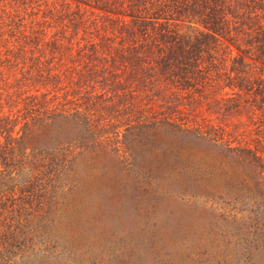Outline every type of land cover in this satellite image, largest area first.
Wrapping results in <instances>:
<instances>
[{
    "label": "trees",
    "instance_id": "obj_1",
    "mask_svg": "<svg viewBox=\"0 0 264 264\" xmlns=\"http://www.w3.org/2000/svg\"><path fill=\"white\" fill-rule=\"evenodd\" d=\"M27 3V28L18 14L7 24L17 57L0 75L1 220L18 215L22 185L47 202L36 186L66 185L79 165L104 185H214L220 174L235 192L225 217L247 206L248 241L264 245V0ZM154 91L243 118L248 138L231 145L208 122L154 110ZM22 245L1 234L0 264Z\"/></svg>",
    "mask_w": 264,
    "mask_h": 264
},
{
    "label": "rangeland",
    "instance_id": "obj_2",
    "mask_svg": "<svg viewBox=\"0 0 264 264\" xmlns=\"http://www.w3.org/2000/svg\"><path fill=\"white\" fill-rule=\"evenodd\" d=\"M27 1L0 0V75L17 57V42L7 24L17 23L18 14V28H27L32 17ZM2 79L13 84L11 76ZM155 91L152 104L149 100L154 110L188 124L208 122L235 136L231 145L248 138L243 118ZM77 167L65 174L66 185L36 186L37 195L48 191L47 202L32 196L30 185H22V197L13 207V202H4L18 215L7 222L6 212L1 213L0 238L12 232L23 240L12 250L15 264H264V245L248 241L247 220L241 218L248 207L234 203L230 213L235 218L225 217L228 195L235 192L220 174L214 185H104L101 171Z\"/></svg>",
    "mask_w": 264,
    "mask_h": 264
}]
</instances>
